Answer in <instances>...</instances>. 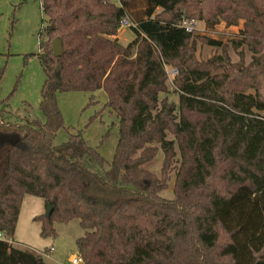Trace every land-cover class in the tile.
I'll list each match as a JSON object with an SVG mask.
<instances>
[{
  "label": "trees",
  "instance_id": "obj_1",
  "mask_svg": "<svg viewBox=\"0 0 264 264\" xmlns=\"http://www.w3.org/2000/svg\"><path fill=\"white\" fill-rule=\"evenodd\" d=\"M133 2L40 0L43 121L19 122L0 100V264H51L8 241L26 195L53 207L34 217L42 236L55 234L53 221L79 220L84 264H264V0H161L142 18ZM206 4H215L209 15ZM190 5L208 26L244 19L237 45L256 52L252 61L197 62L194 34L180 26L194 20L182 9ZM125 16L135 24L127 44L117 37ZM165 64L178 69L177 105L160 97ZM97 90L118 118L109 165L80 130L54 142L64 128L57 93ZM160 150L158 176L147 165ZM171 172L175 198L166 200Z\"/></svg>",
  "mask_w": 264,
  "mask_h": 264
},
{
  "label": "rangeland",
  "instance_id": "obj_2",
  "mask_svg": "<svg viewBox=\"0 0 264 264\" xmlns=\"http://www.w3.org/2000/svg\"><path fill=\"white\" fill-rule=\"evenodd\" d=\"M158 1L161 0H134L133 17L142 18L159 13L162 7L154 4ZM214 6L215 4H206L203 11H207L209 15ZM182 9L189 18L194 19L183 21L194 22L193 55L197 62H207L215 56H226L232 64L248 65L252 61L256 52H253L246 43L237 45L242 37L244 19H239L237 24H228L226 20L217 16L215 18L217 22L208 26L204 20L195 17L200 10L199 7L190 5L187 9L186 7ZM46 24L40 0H0V100H5L2 107L13 112L19 122H32L34 118L43 121L39 103L45 76L37 55L41 52V41L45 39ZM117 35L123 44L134 38L131 28L120 27ZM205 37L221 41L222 46L207 44ZM164 68L169 92L160 94V97H166L168 103L177 105L179 96L175 90L174 78L178 74V69L167 64ZM174 69L177 70L176 74L171 73ZM91 95L92 102L88 105ZM106 100L102 90L93 93L58 92L57 103L63 116L64 128L56 133L54 142L60 144L66 141L71 133L80 130L88 144L97 147L106 165H109L118 140V118L113 111L105 107ZM168 138L172 136L168 135ZM162 164L163 153L160 150L147 168L160 176ZM170 175L167 188L160 192L166 200L175 198L174 172ZM45 210L42 198L26 195L21 204L14 235L8 240L13 241V246L17 248L39 253L47 263L71 264V258L78 255L76 239L81 237L85 230L78 219L66 223L53 221L55 234L42 236L41 223L34 217L44 214ZM0 235L1 238L2 234ZM50 247H53L50 253H42Z\"/></svg>",
  "mask_w": 264,
  "mask_h": 264
},
{
  "label": "built area",
  "instance_id": "obj_3",
  "mask_svg": "<svg viewBox=\"0 0 264 264\" xmlns=\"http://www.w3.org/2000/svg\"><path fill=\"white\" fill-rule=\"evenodd\" d=\"M132 26H135V24L132 23L127 16H125L121 19V21H120V27L121 28H131ZM180 26L184 27L187 32H193V30H194V22L193 21L192 22L182 21L180 23ZM171 73L176 74L177 70L174 69L171 71ZM1 238H4V237L2 236ZM8 241L13 243V241H11V240H8ZM52 250H53V247H50L47 251H44L42 253L43 254L50 253ZM70 263L71 264H84V262H83V260L79 254L76 256H73L70 260Z\"/></svg>",
  "mask_w": 264,
  "mask_h": 264
},
{
  "label": "water",
  "instance_id": "obj_4",
  "mask_svg": "<svg viewBox=\"0 0 264 264\" xmlns=\"http://www.w3.org/2000/svg\"><path fill=\"white\" fill-rule=\"evenodd\" d=\"M51 49L53 52V55L56 57H59L62 54V40L59 37H56L51 42ZM57 80L60 82V77L57 75ZM53 207L51 205H46L45 215L50 216L52 212Z\"/></svg>",
  "mask_w": 264,
  "mask_h": 264
},
{
  "label": "crops",
  "instance_id": "obj_5",
  "mask_svg": "<svg viewBox=\"0 0 264 264\" xmlns=\"http://www.w3.org/2000/svg\"><path fill=\"white\" fill-rule=\"evenodd\" d=\"M117 37H118V39H119L120 36L117 35ZM119 41H120V39H119Z\"/></svg>",
  "mask_w": 264,
  "mask_h": 264
}]
</instances>
